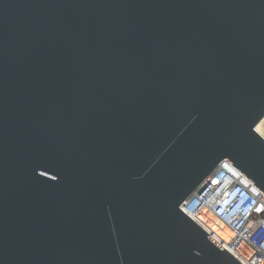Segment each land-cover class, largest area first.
I'll use <instances>...</instances> for the list:
<instances>
[{
	"label": "water",
	"instance_id": "obj_1",
	"mask_svg": "<svg viewBox=\"0 0 264 264\" xmlns=\"http://www.w3.org/2000/svg\"><path fill=\"white\" fill-rule=\"evenodd\" d=\"M263 120L264 0H0V264H241L181 206Z\"/></svg>",
	"mask_w": 264,
	"mask_h": 264
},
{
	"label": "built area",
	"instance_id": "obj_2",
	"mask_svg": "<svg viewBox=\"0 0 264 264\" xmlns=\"http://www.w3.org/2000/svg\"><path fill=\"white\" fill-rule=\"evenodd\" d=\"M256 127L264 138V130ZM202 193H194L181 210L241 264H264V194L228 162L209 177ZM225 226L232 236L217 232Z\"/></svg>",
	"mask_w": 264,
	"mask_h": 264
},
{
	"label": "bare ground",
	"instance_id": "obj_3",
	"mask_svg": "<svg viewBox=\"0 0 264 264\" xmlns=\"http://www.w3.org/2000/svg\"><path fill=\"white\" fill-rule=\"evenodd\" d=\"M259 128L264 130V120L260 123ZM217 232L220 234V236L224 239V240H229L230 237L232 236L231 232L229 231V229L225 226L222 227H218L217 228Z\"/></svg>",
	"mask_w": 264,
	"mask_h": 264
}]
</instances>
